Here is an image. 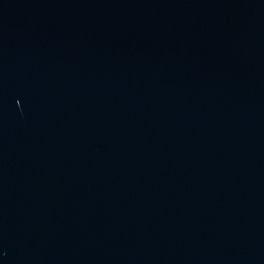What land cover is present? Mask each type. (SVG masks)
Listing matches in <instances>:
<instances>
[{"label":"water","instance_id":"water-1","mask_svg":"<svg viewBox=\"0 0 264 264\" xmlns=\"http://www.w3.org/2000/svg\"><path fill=\"white\" fill-rule=\"evenodd\" d=\"M0 264H264V0H0Z\"/></svg>","mask_w":264,"mask_h":264}]
</instances>
